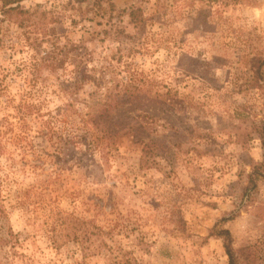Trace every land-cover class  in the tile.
<instances>
[{"label": "rangeland", "instance_id": "obj_1", "mask_svg": "<svg viewBox=\"0 0 264 264\" xmlns=\"http://www.w3.org/2000/svg\"><path fill=\"white\" fill-rule=\"evenodd\" d=\"M263 130L264 0H0V264H264Z\"/></svg>", "mask_w": 264, "mask_h": 264}, {"label": "trees", "instance_id": "obj_2", "mask_svg": "<svg viewBox=\"0 0 264 264\" xmlns=\"http://www.w3.org/2000/svg\"><path fill=\"white\" fill-rule=\"evenodd\" d=\"M12 4L11 1H4L3 3V8H7L9 7L10 5ZM18 10V8H14V7H9L8 9L4 10L3 13L5 15H8L9 12L11 11H16ZM18 14L20 15H23L24 12L23 11H18ZM133 14V13H132ZM262 138L264 139V130L262 131ZM264 146V144H263ZM264 167V165H260L258 167H255L254 171L255 173L252 175H250V183H251V186L252 188H255V180L257 179V176H259L261 173H259V170L262 169ZM259 174V175H258ZM261 176V175H260ZM256 178V179H255ZM2 180L0 178V213L2 212V208L3 206L1 205V193H2ZM216 236L222 238L224 240V248H225V251H226V254L228 256V259H229V264H236L235 263V254L233 252V247H232V238H231V235H230V232L229 231H226V230H220V231H217V234Z\"/></svg>", "mask_w": 264, "mask_h": 264}]
</instances>
